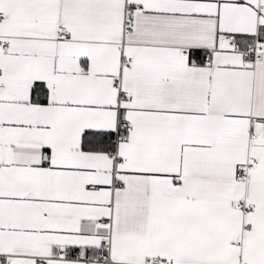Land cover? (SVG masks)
I'll return each mask as SVG.
<instances>
[{"label":"snow or ice","instance_id":"obj_1","mask_svg":"<svg viewBox=\"0 0 264 264\" xmlns=\"http://www.w3.org/2000/svg\"><path fill=\"white\" fill-rule=\"evenodd\" d=\"M0 264H264V0H0Z\"/></svg>","mask_w":264,"mask_h":264}]
</instances>
